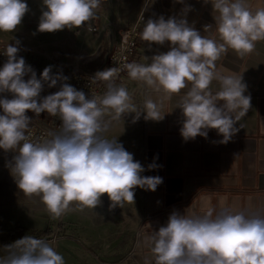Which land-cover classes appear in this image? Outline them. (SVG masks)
Masks as SVG:
<instances>
[{
	"label": "clouds",
	"instance_id": "1",
	"mask_svg": "<svg viewBox=\"0 0 264 264\" xmlns=\"http://www.w3.org/2000/svg\"><path fill=\"white\" fill-rule=\"evenodd\" d=\"M104 0H42L38 32L86 27L93 21ZM184 3V0H176ZM211 3L218 38L202 35L187 20L190 5L179 17L163 15L135 23L142 41L168 45V51L144 57L147 62H121L116 67L96 71L92 84L104 87L102 93L86 96L66 81L67 76L43 69L35 70L18 56L20 41L6 43V62L0 67V149L13 152L7 162L26 200L43 205L52 220L70 211H90L107 194L109 210L134 203L135 188L155 191L163 180L142 176L144 166L118 141L109 138L114 123L133 115V123L143 114L145 120L163 119V102L179 96L176 108L182 113L180 134L185 141L208 137L216 130L227 144L239 131L236 127L251 108L247 85L239 75H224L217 61L232 50L238 57L251 54L258 41H264V7L252 9L246 0H205ZM29 6L25 0H0V32L13 33ZM213 25H205L211 32ZM145 91L142 104L122 83L121 73ZM28 77L27 79H25ZM214 82L218 89H213ZM59 90L41 96L45 85ZM186 90V91H182ZM156 96L158 99H153ZM36 116L33 120L27 113ZM57 118L59 126H40V114ZM242 127V125H240ZM160 167L155 162L148 170ZM196 211L188 207L173 211L166 224L152 230L146 243L154 264H264V208L236 209L227 205L206 206ZM102 219V218H101ZM0 264H65L54 243L26 235L6 245Z\"/></svg>",
	"mask_w": 264,
	"mask_h": 264
},
{
	"label": "crops",
	"instance_id": "2",
	"mask_svg": "<svg viewBox=\"0 0 264 264\" xmlns=\"http://www.w3.org/2000/svg\"><path fill=\"white\" fill-rule=\"evenodd\" d=\"M29 1V12L13 32L14 39L20 40L19 47L24 54L31 55L46 66H51L46 57L61 63L72 62L77 69L95 70L103 66L112 39L111 29L103 26V11L114 0H104L97 11V19L92 22L100 29L96 37L85 28L38 32L42 4L40 0ZM246 2L253 10L264 7V0ZM143 5L154 19L160 15L165 19L179 17L185 5H190L191 11L186 17L189 24L202 35L218 38L212 5L205 0H184L183 4L176 0H122L110 7L107 19H117L119 25L130 23ZM205 25H213L211 32H204ZM168 50L167 44L161 46L154 43L150 49L148 42L142 41L139 36L132 61L147 62L145 56L151 57ZM216 63L217 70L224 75H241L247 85L245 95L251 96V108L237 122L239 131L227 144L219 143L222 136L214 129L208 131L207 138L197 136L185 141L180 134L182 113L176 108L179 96L163 102V119L145 120L142 114L133 123L134 114H130L114 123L107 134L109 138H118L134 159L144 166L142 176H159L163 180L155 191L135 188L134 203H125L121 208L129 213L130 220L138 227L133 245L128 248L129 264H154L146 241L151 228L158 230L166 224L173 211L183 212L188 207L196 211L206 210L202 208L205 201L208 207L218 208L223 204L236 209L264 208V41H258L255 50L242 58L229 49ZM119 83L128 88L137 105L142 104L145 91L137 82L125 77ZM213 89H218L215 82ZM152 98L158 99L156 96ZM153 162L160 167L148 170V165ZM94 213L95 216L101 214L96 218L104 217L100 210ZM124 260L127 261L126 257Z\"/></svg>",
	"mask_w": 264,
	"mask_h": 264
},
{
	"label": "rangeland",
	"instance_id": "3",
	"mask_svg": "<svg viewBox=\"0 0 264 264\" xmlns=\"http://www.w3.org/2000/svg\"><path fill=\"white\" fill-rule=\"evenodd\" d=\"M122 0H114L104 8V27H109L111 32L116 28L130 23L119 25L117 19H107L110 7L118 5ZM27 3V0H25ZM29 2H32L29 1ZM42 4V0L39 1ZM32 4V3H31ZM136 15V13H135ZM14 33L0 32V44L10 43L14 45ZM20 41V40H19ZM26 41V39H21ZM2 114V110H0ZM15 153L5 152L0 149V237L7 232L19 233L20 238L31 235L52 241L65 259V264H129L128 248L133 245L135 222L130 220L129 213L116 207L109 212L110 200L107 194L101 197V204L93 213L90 211H70L59 220H52L44 210L43 205L35 201L26 200L23 192L18 188L7 162L12 160ZM95 210H100L104 217L96 218ZM107 215V216H106ZM136 228V229H135ZM20 229V231H17ZM49 230V235L39 234ZM39 234V235H38ZM15 242V240H14ZM13 242H9L11 244ZM126 257V260L125 259Z\"/></svg>",
	"mask_w": 264,
	"mask_h": 264
},
{
	"label": "built area",
	"instance_id": "4",
	"mask_svg": "<svg viewBox=\"0 0 264 264\" xmlns=\"http://www.w3.org/2000/svg\"><path fill=\"white\" fill-rule=\"evenodd\" d=\"M113 1V0H111ZM143 13L144 20L146 21L148 18H152L149 14V11L143 5L138 9L135 15L134 22L130 25H124L120 28H116L117 24L107 22L106 24L113 25L115 31L112 33V39L109 44V48L105 54L104 64L100 69L95 70H84V69H77L73 66V63H61L56 61L51 57H46L47 61L52 66V72L55 73H62L64 76L68 77L66 81L70 85L74 86L77 90H82L85 92L86 96H91L92 91L96 93H102L104 91V87L102 84H92L91 78L94 76L96 71L104 70L110 67H116L119 63L124 62H131L132 58L137 50V40L139 37V29H135V23L138 17ZM105 16V15H103ZM85 28V26L80 27ZM94 30L91 33L96 37L100 31L95 25H93ZM3 45L0 44V66L2 67L3 64L6 62L7 57L3 55ZM23 50L20 48L18 56H21L25 59L26 63L30 65L36 72L37 77L39 78L40 74L43 72V69L47 67L46 65H42L37 62L35 58H33L29 54H24ZM125 77H127L126 73H121L117 83L121 82ZM26 77L25 79H27ZM59 90V83L56 87L48 88L45 85L44 91L41 93V96H46L48 94H52ZM0 95H8V98H11L10 94H0ZM136 98L137 96L134 95ZM33 120H36V116L32 112L27 113ZM60 121L57 118L49 117L47 113L40 114L39 120L36 126L33 128V133L35 135L40 134V126H47L49 128H53L55 126H59Z\"/></svg>",
	"mask_w": 264,
	"mask_h": 264
},
{
	"label": "trees",
	"instance_id": "5",
	"mask_svg": "<svg viewBox=\"0 0 264 264\" xmlns=\"http://www.w3.org/2000/svg\"><path fill=\"white\" fill-rule=\"evenodd\" d=\"M17 231H20V229H18ZM39 234L41 235H49V230H45V231H42L40 232ZM38 234V235H39ZM20 234L19 233H14V232H7L5 237L4 236H1L0 237V255H3L4 254V246L6 245H9V242H14V240H18L20 239Z\"/></svg>",
	"mask_w": 264,
	"mask_h": 264
},
{
	"label": "bare ground",
	"instance_id": "6",
	"mask_svg": "<svg viewBox=\"0 0 264 264\" xmlns=\"http://www.w3.org/2000/svg\"><path fill=\"white\" fill-rule=\"evenodd\" d=\"M100 215H101V214L97 213V214H96V217H99Z\"/></svg>",
	"mask_w": 264,
	"mask_h": 264
}]
</instances>
